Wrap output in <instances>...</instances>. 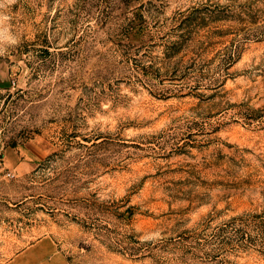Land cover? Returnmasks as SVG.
<instances>
[{"label":"rangeland","instance_id":"1","mask_svg":"<svg viewBox=\"0 0 264 264\" xmlns=\"http://www.w3.org/2000/svg\"><path fill=\"white\" fill-rule=\"evenodd\" d=\"M0 15V264L44 235L64 264H264V0Z\"/></svg>","mask_w":264,"mask_h":264},{"label":"crops","instance_id":"2","mask_svg":"<svg viewBox=\"0 0 264 264\" xmlns=\"http://www.w3.org/2000/svg\"><path fill=\"white\" fill-rule=\"evenodd\" d=\"M65 257L51 235H44L15 253L3 264H64Z\"/></svg>","mask_w":264,"mask_h":264},{"label":"trees","instance_id":"3","mask_svg":"<svg viewBox=\"0 0 264 264\" xmlns=\"http://www.w3.org/2000/svg\"><path fill=\"white\" fill-rule=\"evenodd\" d=\"M257 217V215H255ZM252 214L250 213H246V214H242L236 217H233L232 219H230L228 222L224 223L223 225L219 226L218 229L216 230V233L214 234V238L215 240H221V241H225L226 239H228L229 237L224 235V233L228 230V229H234L237 228V231H241V228L239 226H245L246 224H251V221H249L250 219H254L252 218ZM257 225V228L260 229V223L255 222ZM261 230V229H260ZM224 236V237H223ZM242 237L245 236L244 232H242Z\"/></svg>","mask_w":264,"mask_h":264},{"label":"clouds","instance_id":"4","mask_svg":"<svg viewBox=\"0 0 264 264\" xmlns=\"http://www.w3.org/2000/svg\"><path fill=\"white\" fill-rule=\"evenodd\" d=\"M14 2H15V0H7V3H8V4H12V3H14ZM7 19H8L7 16L0 15V22H3V21H5V20H7ZM12 42L15 43L14 40H13ZM2 54H3V51L0 50V55H2Z\"/></svg>","mask_w":264,"mask_h":264}]
</instances>
